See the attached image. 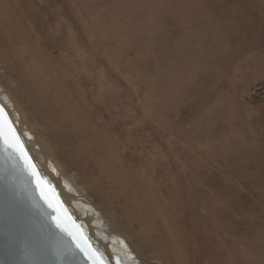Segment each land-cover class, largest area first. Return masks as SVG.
Masks as SVG:
<instances>
[{"label": "rangeland", "instance_id": "374dc122", "mask_svg": "<svg viewBox=\"0 0 264 264\" xmlns=\"http://www.w3.org/2000/svg\"><path fill=\"white\" fill-rule=\"evenodd\" d=\"M0 80L139 259L264 264V0H5Z\"/></svg>", "mask_w": 264, "mask_h": 264}, {"label": "water", "instance_id": "95a60500", "mask_svg": "<svg viewBox=\"0 0 264 264\" xmlns=\"http://www.w3.org/2000/svg\"><path fill=\"white\" fill-rule=\"evenodd\" d=\"M3 108L4 134L15 147L0 142V264H93L90 256L113 264L41 172Z\"/></svg>", "mask_w": 264, "mask_h": 264}, {"label": "bare ground", "instance_id": "6f19581e", "mask_svg": "<svg viewBox=\"0 0 264 264\" xmlns=\"http://www.w3.org/2000/svg\"><path fill=\"white\" fill-rule=\"evenodd\" d=\"M0 3L1 4L5 3V0H0ZM229 33L231 34V32ZM0 102L11 116L12 121L14 122L19 133L23 137L31 156L33 157L34 161L37 163L41 172L56 186L61 197L72 209L75 216L87 227L89 234L93 238L96 245L104 252L107 259H109L113 264H117L116 262L118 261V259H121L125 264H149L145 260L139 259V257L134 253L131 246L128 245V242L123 238H121L120 235L112 234V231L110 229L115 230L117 226L116 225L114 226L109 222H107V220L103 219L104 217L102 218V216H100L101 215L100 213L98 214L92 212V209L90 208L91 207L90 201L86 203L82 198V196L79 197L78 195L72 194L67 190V187L62 184L61 179L58 176L59 171L57 165L49 161V159L46 156L45 148L39 143V138L36 137V135L35 137L32 136V132H33L32 126L27 122L26 117L22 111V108L18 100L8 89L5 88L1 80H0ZM64 181L67 185H70L69 179L68 180L65 179ZM90 212L93 213L92 216L95 215V217H91ZM101 222H102V226H101ZM208 242L206 241V244ZM232 253L234 252H231L230 254ZM233 256L231 257V259L233 258Z\"/></svg>", "mask_w": 264, "mask_h": 264}, {"label": "snow or ice", "instance_id": "6c2138e0", "mask_svg": "<svg viewBox=\"0 0 264 264\" xmlns=\"http://www.w3.org/2000/svg\"><path fill=\"white\" fill-rule=\"evenodd\" d=\"M6 115V113L4 112V108L3 106H0V142H2L3 144H5L7 147H15L14 144H12L6 137L4 134V130H3V125H4V121H3V116ZM10 123V121H9ZM10 131H14L12 129H10ZM15 139L18 141V136L15 137ZM71 255V253H69ZM89 259H91L93 261V264H97V261L93 258V257H89Z\"/></svg>", "mask_w": 264, "mask_h": 264}]
</instances>
